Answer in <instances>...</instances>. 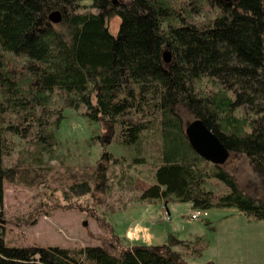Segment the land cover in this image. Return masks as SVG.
<instances>
[{
	"label": "trees",
	"instance_id": "16d2710c",
	"mask_svg": "<svg viewBox=\"0 0 264 264\" xmlns=\"http://www.w3.org/2000/svg\"><path fill=\"white\" fill-rule=\"evenodd\" d=\"M82 1L0 0V264H188L174 249L187 244L174 235L160 246L109 242L77 250L17 246L4 238V183L28 179L23 178L26 167L3 164L10 151L6 134L29 138L51 151L63 118V109H49L54 90L62 108H83L89 121L110 134L117 130L121 145L138 143L143 131L156 124L160 162L154 183L140 199L190 203L200 210L234 207L248 219L264 221L261 0H238L245 14H236L230 23L221 21L217 28L190 21L171 0H90L97 12L84 9ZM55 10L61 14L57 24L49 20ZM112 16L120 18L116 35L107 22ZM165 50L169 63L162 57ZM183 111L204 122L224 144L228 158L246 159L257 196L243 190L224 164H213L193 150ZM100 159L104 165L118 163L107 151ZM106 171L97 165L92 174L82 172L70 191L88 189V178L100 190ZM29 179L33 183L35 177ZM211 179L227 192L214 198L218 189ZM75 207L80 208H69ZM88 212L100 227L111 228L103 217Z\"/></svg>",
	"mask_w": 264,
	"mask_h": 264
},
{
	"label": "rangeland",
	"instance_id": "374dc122",
	"mask_svg": "<svg viewBox=\"0 0 264 264\" xmlns=\"http://www.w3.org/2000/svg\"><path fill=\"white\" fill-rule=\"evenodd\" d=\"M127 1L116 0V4ZM171 1L185 11L190 21L209 22L215 28L221 21L230 23L236 14L246 12L238 0ZM261 2L264 22V0ZM90 4V0L81 2L84 9L97 12ZM107 22L109 31L116 35L120 18L112 16ZM51 96L49 109H63L56 130L58 143L51 151H43L29 138L6 134L10 151L4 155L3 164L26 167L23 178H28L4 183L7 220L4 238L11 245L59 246L71 250L109 242L121 247L160 246L174 235L187 244L174 249L188 264H264L263 220L248 219L234 207H213L194 219L190 212L198 209L188 203L140 199L139 194L154 183V172L160 162L161 138L155 123L143 131L138 143L121 145L117 130L110 134L100 123L89 121L82 114L83 108H62L57 90ZM181 115L185 126L194 120L186 111ZM103 151L118 158V163L104 165L100 159ZM136 157L143 163H134ZM223 164L237 177L243 190L258 195L245 158H228ZM97 165L107 169L100 190L95 180L88 178V189L80 194L70 191L69 186L80 180L82 172L92 174ZM33 176L34 182L30 183ZM210 183L218 189L214 198L227 192L221 182L211 179ZM88 211L103 217L111 228L100 227Z\"/></svg>",
	"mask_w": 264,
	"mask_h": 264
},
{
	"label": "water",
	"instance_id": "95a60500",
	"mask_svg": "<svg viewBox=\"0 0 264 264\" xmlns=\"http://www.w3.org/2000/svg\"><path fill=\"white\" fill-rule=\"evenodd\" d=\"M116 4V0H112ZM49 20L57 24L61 20L59 11H52ZM163 60L169 63L171 55L165 50L162 54ZM186 137L193 150L213 164H223L229 157V152L219 138L209 130L201 119H194L185 128Z\"/></svg>",
	"mask_w": 264,
	"mask_h": 264
},
{
	"label": "built area",
	"instance_id": "2783aa9c",
	"mask_svg": "<svg viewBox=\"0 0 264 264\" xmlns=\"http://www.w3.org/2000/svg\"><path fill=\"white\" fill-rule=\"evenodd\" d=\"M191 212H192V213H191ZM191 212H190V215H191V217L194 218V219L201 217V214H203V213H201L200 209H198L197 211H196V210H193V211H191ZM203 215H204V214H203ZM163 217H164V219H167L165 214H164Z\"/></svg>",
	"mask_w": 264,
	"mask_h": 264
},
{
	"label": "crops",
	"instance_id": "0c3cea01",
	"mask_svg": "<svg viewBox=\"0 0 264 264\" xmlns=\"http://www.w3.org/2000/svg\"><path fill=\"white\" fill-rule=\"evenodd\" d=\"M139 197H140V194H139ZM146 200H149V201H151V200H158V199H146ZM146 200H144V201H146ZM159 201H162V200H159ZM190 206H191V204L190 203H188ZM192 207V206H191ZM193 208V207H192ZM191 208V209H192ZM200 211H202V213L205 215V210H200ZM130 246H132V245H130Z\"/></svg>",
	"mask_w": 264,
	"mask_h": 264
}]
</instances>
